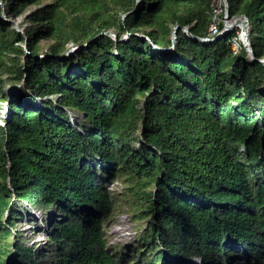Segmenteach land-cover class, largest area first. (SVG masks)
Returning <instances> with one entry per match:
<instances>
[{
    "label": "trees",
    "instance_id": "16d2710c",
    "mask_svg": "<svg viewBox=\"0 0 264 264\" xmlns=\"http://www.w3.org/2000/svg\"><path fill=\"white\" fill-rule=\"evenodd\" d=\"M1 1L0 91L4 75L23 88L3 95L0 264L44 255L13 239L17 201L55 211L43 264H264V64L210 33L215 0H52L25 35L3 13L39 0ZM227 3L264 58V0ZM118 179L148 220L134 253L108 244Z\"/></svg>",
    "mask_w": 264,
    "mask_h": 264
},
{
    "label": "rangeland",
    "instance_id": "374dc122",
    "mask_svg": "<svg viewBox=\"0 0 264 264\" xmlns=\"http://www.w3.org/2000/svg\"><path fill=\"white\" fill-rule=\"evenodd\" d=\"M52 0H39L36 3L29 4L22 15H7L3 13V17L9 24L10 29H15L25 35V31L33 27V23L26 20L27 14L33 12L35 9L42 7ZM3 1L0 0V4ZM239 20L238 17H231L229 15V7L227 0H215L214 1V13L212 16V23L210 25V33L223 35V34H234L237 35L236 39L240 44L242 41L240 39V27L237 25H230L231 21ZM229 24V25H228ZM127 35L125 34L123 38L125 39ZM53 40L51 39H41L39 42V55L43 56L46 53L49 44ZM23 49L27 50L26 44H22ZM76 46L72 43L68 45V49L64 55L68 56L75 51ZM28 51V50H27ZM9 53L8 56H12ZM22 62L24 63V56H22ZM2 90L0 91V123L7 118L6 97H3L4 93L8 95L19 96L21 89L23 88L22 82L12 84L6 79V75L2 77ZM259 88L264 92V82H262ZM76 119L85 122L84 116L81 113L77 114ZM136 145L137 142L135 143ZM108 187L112 192L113 196L118 200V208L120 209L114 215L113 223L107 229V239L110 246L115 247L119 250L121 254L134 253L138 246L144 245V231L146 230L148 223L147 219L138 218L135 207L130 209L128 204V199L125 195L124 183L121 179L116 181H109ZM17 211L18 216L16 219V227L14 230L15 237L13 239L23 243L25 246H31L36 256L43 257L39 258V263L43 264L44 261L57 260L59 252L57 246L50 244L48 240V226L55 214L54 210H46L43 206H32L28 202L17 201ZM60 215L58 217L60 218ZM43 260V261H42ZM198 263V262H197Z\"/></svg>",
    "mask_w": 264,
    "mask_h": 264
},
{
    "label": "water",
    "instance_id": "95a60500",
    "mask_svg": "<svg viewBox=\"0 0 264 264\" xmlns=\"http://www.w3.org/2000/svg\"><path fill=\"white\" fill-rule=\"evenodd\" d=\"M2 5H3V3H2ZM238 19L241 20V21L244 23V25H245L246 27L248 26L249 20H248L247 17H245V16H238ZM179 27H180V25H179V24H176V25L173 27V29H172V36H171L172 45H171V47H169V49L174 48L175 45H176L177 37H178V30H179ZM182 29H183V31H184L185 33L189 34L191 37H193V38H197V39H199V40H204V39L201 38V37H198V36L193 35V34L191 33V31H190V29H189L188 26H184V27H182ZM103 33H104V34H108V35L112 36L114 39L118 40V36H117V34H116L115 32H113V31H111V30H109V31H105V32H103ZM244 34H245V40H243V41H244V46H245V48L247 49L250 58H251L253 61H254V60H259L260 62H262V63L264 64V58L257 59L256 56H255L254 50H253L252 45H251L249 32L244 31ZM126 35L128 36L129 34H126ZM140 36H141V38H143V39H148V40H149L154 46H156V44H155L152 40H150L149 37H147L146 35H144V34H140ZM123 39H124V38H123ZM156 47H157V46H156ZM76 48H77V46H76ZM76 48H75V49H76ZM157 48H158V47H157ZM159 49H160V48H159ZM162 50H165V49L163 48Z\"/></svg>",
    "mask_w": 264,
    "mask_h": 264
},
{
    "label": "built area",
    "instance_id": "2783aa9c",
    "mask_svg": "<svg viewBox=\"0 0 264 264\" xmlns=\"http://www.w3.org/2000/svg\"><path fill=\"white\" fill-rule=\"evenodd\" d=\"M242 16H244V15H242ZM245 17H246V16H245ZM248 27H249V29H250V24H249V23H248ZM211 34H212V33H211ZM217 36H218V35H217ZM236 37H237V35H236V36H233V39H232V44H231V46H232L233 52H238L239 49H240L242 46H244V41L242 42V44H240V43L238 42V40L236 39ZM213 39H214V38L205 37V38H204V41H212ZM5 109H7V113H8L7 103H6ZM1 124H3V123H1Z\"/></svg>",
    "mask_w": 264,
    "mask_h": 264
},
{
    "label": "bare ground",
    "instance_id": "6f19581e",
    "mask_svg": "<svg viewBox=\"0 0 264 264\" xmlns=\"http://www.w3.org/2000/svg\"><path fill=\"white\" fill-rule=\"evenodd\" d=\"M230 25L232 24V25H235V26H239L241 29H240V39H241V41L243 42V40H245V34H244V31H247V32H249V27L247 26H245L244 25V23L241 21V20H236V22L235 21H231V23H229ZM228 24V25H229Z\"/></svg>",
    "mask_w": 264,
    "mask_h": 264
}]
</instances>
